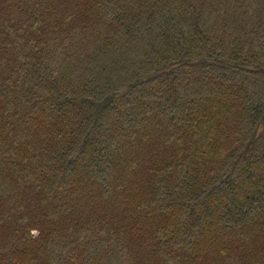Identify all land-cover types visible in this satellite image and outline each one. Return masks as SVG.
<instances>
[{
    "label": "trees",
    "instance_id": "trees-1",
    "mask_svg": "<svg viewBox=\"0 0 264 264\" xmlns=\"http://www.w3.org/2000/svg\"><path fill=\"white\" fill-rule=\"evenodd\" d=\"M0 264H264V0H0Z\"/></svg>",
    "mask_w": 264,
    "mask_h": 264
},
{
    "label": "rangeland",
    "instance_id": "rangeland-1",
    "mask_svg": "<svg viewBox=\"0 0 264 264\" xmlns=\"http://www.w3.org/2000/svg\"><path fill=\"white\" fill-rule=\"evenodd\" d=\"M33 235H35V236H36V235H37V232H36V231H34V232H33Z\"/></svg>",
    "mask_w": 264,
    "mask_h": 264
}]
</instances>
